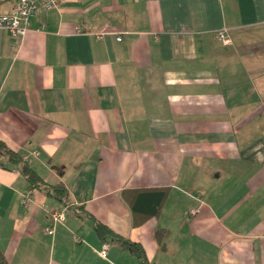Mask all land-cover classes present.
Instances as JSON below:
<instances>
[{
  "label": "crops",
  "instance_id": "1",
  "mask_svg": "<svg viewBox=\"0 0 264 264\" xmlns=\"http://www.w3.org/2000/svg\"><path fill=\"white\" fill-rule=\"evenodd\" d=\"M29 23L0 31V141L68 196L0 167L8 263L141 264L98 221L149 264H264V0H61Z\"/></svg>",
  "mask_w": 264,
  "mask_h": 264
},
{
  "label": "trees",
  "instance_id": "2",
  "mask_svg": "<svg viewBox=\"0 0 264 264\" xmlns=\"http://www.w3.org/2000/svg\"><path fill=\"white\" fill-rule=\"evenodd\" d=\"M0 167L3 169H11V168L18 169L20 173L24 176L29 187L37 188L39 190L44 191L47 195L53 197L54 199L58 200L60 203L64 205L67 203L68 194L66 188L63 185L59 183L57 184L44 183L37 176V174L28 166V164L22 160L21 156L10 150L8 147H6V145L2 141H0ZM140 194H142V196L139 197ZM149 194L152 195V193ZM150 196L149 198H145L144 201H141L142 200L141 198H143V193L141 192L137 193L134 197H132L131 199L133 202L131 203L132 211L134 213H138L137 204L141 202L144 205L146 200L147 202L152 201V208H153V211L145 212L147 217L153 215V213H156L164 199V194L161 193L160 196L155 195V197H151V198ZM147 217L135 216L133 224L138 225L143 221H145ZM94 229L96 234L100 238L102 239L111 238L113 241L119 243L123 249L128 250L130 253L136 256L140 260L141 264H149L146 260L144 250L139 244L131 242L129 240H126L118 236L117 234L112 232L107 226H105L104 224L98 221H94ZM156 238L158 241H161L159 233H156ZM0 264H9L1 251H0Z\"/></svg>",
  "mask_w": 264,
  "mask_h": 264
},
{
  "label": "built area",
  "instance_id": "3",
  "mask_svg": "<svg viewBox=\"0 0 264 264\" xmlns=\"http://www.w3.org/2000/svg\"><path fill=\"white\" fill-rule=\"evenodd\" d=\"M61 0H17L16 6L10 13L0 14V31L6 30L9 32L13 39L23 37L29 30V22L30 20L38 13V12H49L53 9H56ZM39 30H42L40 28ZM76 33H81V30L78 28ZM96 38H101L106 34V30L101 28L92 33ZM217 36L220 41L225 44H231L230 37L227 34V30L223 29L217 32ZM116 40H120V37L116 38ZM23 161H27L26 158H22ZM32 190H27L22 195V203H27L31 200ZM64 209L62 210H54L50 212V218L53 223H59L63 219ZM190 215H194L197 213V210L190 209ZM48 234H52V228H48L46 230ZM106 243L102 244V249L99 254L102 257H105L106 251Z\"/></svg>",
  "mask_w": 264,
  "mask_h": 264
}]
</instances>
